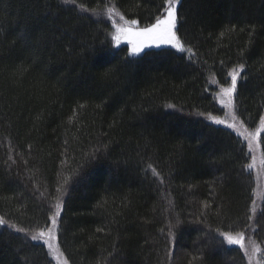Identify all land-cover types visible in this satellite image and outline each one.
<instances>
[{"label":"trees","instance_id":"trees-1","mask_svg":"<svg viewBox=\"0 0 264 264\" xmlns=\"http://www.w3.org/2000/svg\"><path fill=\"white\" fill-rule=\"evenodd\" d=\"M107 2L139 29L166 8L0 0V217L46 231L62 197L55 238L67 264H247L223 234L255 220L261 248L264 195L252 212L249 154L211 121L222 111L210 80L226 87L243 65L233 107L247 129L261 125L264 0H180L184 50L137 55L114 48L109 24L91 14ZM0 264L54 262L43 242L2 229Z\"/></svg>","mask_w":264,"mask_h":264},{"label":"rangeland","instance_id":"rangeland-1","mask_svg":"<svg viewBox=\"0 0 264 264\" xmlns=\"http://www.w3.org/2000/svg\"><path fill=\"white\" fill-rule=\"evenodd\" d=\"M110 9H111V12L109 11ZM91 14L93 16L98 17V18H102L106 23L110 24V26L113 30V33L111 36L112 45H116V46L129 45L132 48L133 43H137L142 38V37L133 36L130 39L129 37H125L122 35L120 38L119 44H117L115 42V40H113V35L116 34V26H125V25H124V20L120 19L121 15L114 9L113 4H111V3L107 2L106 6L104 8H102L100 12L91 13ZM132 30H134V26H133ZM135 31H138V30H135ZM109 39H110V37H109ZM130 40H131V42H130ZM163 46H167V47L170 46L175 51H179L180 53L182 52V50H180L177 47H174L172 45H163ZM189 54H190V52L188 51L184 55L187 56ZM191 55H193L192 52H191L190 56ZM232 72L233 71H230L228 74L229 76H226L227 77L226 80H228V78H229V83H228V86H226V87H217V83H216L217 80H215V78H213V79L211 78V80H210L211 89H214V87L217 88L216 98L218 99V102L220 105L218 103L217 104L222 111L221 117L210 118V119H211V121H213L216 124L226 126L229 129L235 131L241 137L242 141L244 142V144L246 146L247 153L249 154V164L246 168V171L252 175L251 177H252V180L254 183L253 187H254L255 203H254V210L251 209V211L254 212V211H257V209L260 205V202L262 200V196L264 195V155L261 151V146L259 144V139L261 137L262 128L258 127L255 130H249L246 127H244V125L241 123V121L239 120V118L237 116L235 105L233 107V100H234V95H235L234 92L232 93V96H231V104L230 105L228 103L229 97L223 95L222 89L231 86L232 78H231L230 73H232ZM240 73H241V69H239V74L237 76V82L241 79ZM217 121H223V123H218ZM258 129H259V132L257 131ZM57 202L60 203V210H61L63 198L62 197L56 198L54 201L51 202V209H52V215L51 216H53V214L56 211L55 206H56ZM0 219H2V218L0 217ZM4 222L5 223L0 224V230L11 229V231L13 230V232L23 235L28 240H32L31 239L32 234L38 233V232L32 233L28 230L19 231L20 228L19 229H17V227L14 228L10 225L9 222H7V221H4ZM255 224L256 223L254 220L253 224H252L253 229L249 230L246 234L244 233V234H240V235L239 234H229V235L232 236L234 239H240L241 240L240 244L233 243L232 245L238 246L241 249V251L243 252V254L245 256V261L247 262V264H264V245L260 248L258 245V240H256L253 236V232H255V233L258 232V230L255 227ZM52 227H53V225H52V220H51L48 228H46L45 233H47L48 229L52 228ZM57 231H58V217H56L55 231L53 232L54 236H55V234H57ZM241 236H242V239H241ZM46 240H48L47 235H45V237H43L42 239H38L35 241L36 242H40V241L43 242L48 248V244L45 243ZM51 243H53L54 249L50 250L48 248V250H49L51 256L53 257L54 264H64L65 260L62 257V254L59 253V251H57L56 238L53 241H51ZM241 245H243V246H241Z\"/></svg>","mask_w":264,"mask_h":264},{"label":"snow or ice","instance_id":"snow-or-ice-1","mask_svg":"<svg viewBox=\"0 0 264 264\" xmlns=\"http://www.w3.org/2000/svg\"><path fill=\"white\" fill-rule=\"evenodd\" d=\"M64 3L75 5L76 0H64ZM165 3L167 6L164 10V13H162L160 16H157L154 23H152L151 25L143 29L135 31V32H133L132 28L133 26L137 25V21L136 20L128 21V20H125L123 16H121L120 19L124 20L125 26H116V34L113 35V40H115V42L119 44L120 38L122 35L125 37H131V36L142 37L143 39L140 40L138 43H133L132 48L130 50V55H137L141 53L143 49L148 45H156V46L172 45L174 47H177L180 50H184L183 45L180 43V40L178 39L174 31V29L177 26V20H178L177 5L180 3V0H165ZM80 7L83 10V5H80ZM109 11L111 12V9ZM239 68H243V65H240L238 69L230 73L231 78H232L231 86L222 89L223 95L229 97V101H228L229 105L231 104L232 93L236 89ZM168 107H174V106L168 105ZM217 122L223 123V121H217ZM261 125L264 126V117H261ZM257 131L259 132V129ZM149 167H151V165H149ZM153 174L158 175L155 169H153ZM55 207H56V211L51 217L53 227L49 228L47 233H45V231L43 230H40L37 234L31 235L32 240L42 239L43 237H45V235H47L48 240H46L45 243L48 244V248L50 250L54 249V245L53 243H51V241L55 239L53 232L55 231L56 217L60 215V203L57 202ZM3 223H5L4 220L0 219V224H3ZM19 231H23V229H20ZM223 235L227 239L228 243L230 244H233V243L240 244L241 243L240 239H234L232 236H230L227 233H224ZM241 239H242V236H241ZM64 264H67V261H65Z\"/></svg>","mask_w":264,"mask_h":264},{"label":"bare ground","instance_id":"bare-ground-1","mask_svg":"<svg viewBox=\"0 0 264 264\" xmlns=\"http://www.w3.org/2000/svg\"><path fill=\"white\" fill-rule=\"evenodd\" d=\"M166 6H167V5H166V3H165L164 8H165ZM109 27H110V33H109V35L112 36L113 30H112L110 24H109ZM110 38H111V37H110ZM9 223H10V222H9ZM10 225H11L12 227L15 226V225H13V224H11V223H10ZM226 241H227V240H226ZM227 242H228V241H227Z\"/></svg>","mask_w":264,"mask_h":264}]
</instances>
